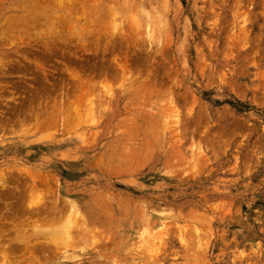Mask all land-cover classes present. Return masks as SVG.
<instances>
[{
  "label": "rangeland",
  "instance_id": "1",
  "mask_svg": "<svg viewBox=\"0 0 264 264\" xmlns=\"http://www.w3.org/2000/svg\"><path fill=\"white\" fill-rule=\"evenodd\" d=\"M58 1L0 0V217L114 223L100 264H264V0Z\"/></svg>",
  "mask_w": 264,
  "mask_h": 264
},
{
  "label": "bare ground",
  "instance_id": "2",
  "mask_svg": "<svg viewBox=\"0 0 264 264\" xmlns=\"http://www.w3.org/2000/svg\"><path fill=\"white\" fill-rule=\"evenodd\" d=\"M47 1V0H46ZM52 1V0H51ZM54 1V0H53ZM58 1V0H57ZM82 1V0H81ZM44 2V1H43ZM48 2H49V0H48ZM59 2V1H58ZM67 2V1H66ZM68 2H70V1H68ZM80 2V1H79ZM89 2V1H88ZM92 2V1H91ZM64 3H65V1H64ZM75 3V2H74ZM86 3V2H85ZM107 3H109V2H107ZM88 4V3H87ZM97 4V3H96ZM65 5V4H64ZM67 5V4H66ZM71 5H73V4H71ZM93 6V5H92ZM23 7V6H22ZM111 7V6H110ZM131 7V6H130ZM65 8V7H64ZM69 8H71V6L69 7ZM88 8V7H87ZM108 8V7H107ZM133 8V7H132ZM17 9V8H16ZM131 9V8H130ZM65 10H67V9H65ZM77 10H79V9H77ZM92 10V9H91ZM77 12V11H76ZM76 12H72V13H70V14H75ZM110 12V11H109ZM108 13V12H107ZM45 14V13H44ZM69 14V15H70ZM82 14V13H81ZM59 15V14H58ZM60 16V15H59ZM72 16V15H71ZM77 16V17H76ZM80 16H82V15H80ZM18 17V16H17ZM48 17H49V15H48ZM56 17V16H55ZM61 17V16H60ZM73 17H76V20L77 19H79L78 18V15H76L75 14V16H73ZM26 18H27V16H26ZM29 18V17H28ZM45 18H46V16H45ZM53 18V17H52ZM61 18H63V17H61ZM61 18H59L60 20H61ZM131 18V17H130ZM7 19V18H6ZM51 19V18H50ZM54 19V18H53ZM55 19H57L58 20V22H60L59 21V19H58V16H57V18H55ZM82 19H84V18H82ZM134 19V18H133ZM27 20V19H26ZM40 20V19H39ZM48 20V19H47ZM65 19H63V21H64ZM81 20V19H80ZM79 20V21H80ZM104 20V19H103ZM132 20V19H131ZM41 21V20H40ZM54 21V20H53ZM78 21V20H77ZM105 21V20H104ZM117 21V20H116ZM136 20H134V22H135ZM25 22H27V21H25ZM62 22V21H61ZM102 22V21H101ZM113 22V21H112ZM134 22H133V24H134ZM138 22V21H137ZM53 24L55 23V22H52ZM51 23V24H52ZM110 23V22H109ZM131 23V22H130ZM27 25H28V22L26 23ZM31 24V23H30ZM44 24V23H43ZM45 24H47V23H45ZM44 24V25H45ZM56 24H60V23H55V25ZM93 24V23H92ZM101 24V23H100ZM138 24V23H137ZM32 25H34V24H32ZM38 25V24H37ZM72 25V24H71ZM101 25H103V24H101ZM116 25V24H115ZM48 26V25H47ZM58 26V25H57ZM57 26H54V27H57ZM64 26V25H63ZM24 27V26H23ZM49 27V26H48ZM53 27V29H51V30H47L48 31V35L49 34H56L57 32H59V31H56V29ZM71 27V26H70ZM136 27V26H135ZM11 28V27H10ZM29 28V27H28ZM38 28V27H37ZM75 28V27H74ZM93 28H94V26H93ZM18 29V28H17ZM25 31H27L26 29V26L23 28ZM78 29H80V28H78ZM86 29V28H85ZM2 31V30H1ZM24 31V32H25ZM37 31V30H36ZM41 31V30H40ZM80 31V30H79ZM88 32L86 33V30H83V32H85V34L86 35H88V33H91V32H94L93 31V29H91V32H89L90 30H87ZM127 31V30H126ZM19 32V31H18ZM81 32V31H80ZM99 32L100 31H98V34H99ZM21 33H23V32H21ZM34 34V33H33ZM64 34V33H63ZM45 35H46V33H45ZM100 35V34H99ZM98 35V36H99ZM120 35V34H119ZM7 36V35H6ZM14 36V35H13ZM36 36V35H35ZM92 37H93V35H91ZM94 36H96V35H94ZM31 37V36H30ZM42 37V36H41ZM117 37V36H116ZM115 37V38H116ZM139 37V36H138ZM34 38V37H33ZM51 38V37H50ZM49 38V39H50ZM53 38V37H52ZM74 38H77L76 36H74ZM120 38V40H122V38L121 37H119ZM125 38V37H124ZM48 39V40H49ZM78 39V38H77ZM129 39V38H128ZM80 40V39H79ZM124 40V39H123ZM66 41H68V40H66ZM88 41V40H87ZM134 43V42H133ZM140 45H141V43H140ZM116 46V45H115ZM51 48V47H50ZM77 51V50H76ZM108 54V53H107ZM77 55V54H76ZM111 55V54H110ZM126 57H127V55H125ZM114 58V57H113ZM121 59L120 60H122V57H120ZM128 58V57H127ZM126 58V59H127ZM79 60V59H78ZM83 60V59H82ZM117 60V59H116ZM80 61V60H79ZM113 61H115V60H113ZM128 61V59L127 60H125V62H127ZM121 62V61H120ZM124 62V61H123ZM110 63V62H109ZM108 63V64H109ZM113 63V62H112ZM79 64H82V63H79ZM111 64V63H110ZM113 64H116V66L115 67H117L118 65V63H116V61L113 63ZM105 65V64H104ZM123 66V65H122ZM125 66H126V64H125ZM129 66V65H128ZM80 67H81V65H80ZM79 67V68H80ZM82 68H84L83 66L81 67V69ZM121 67H119V69H120ZM85 69V68H84ZM117 69H118V67H117ZM116 69V70H117ZM124 69V68H123ZM1 70V69H0ZM83 70V69H82ZM82 70H80L81 72H82ZM126 69H124V71H125ZM6 71V70H5ZM90 71H91V68H90ZM93 71V70H92ZM95 71V70H94ZM106 71V70H105ZM131 71V70H130ZM81 72H78L77 71V73H76V75L75 76H77V77H75V76H73V77H75L76 78V83H77V85H75L74 87L76 88V90H77V88H82L83 86H85V88L84 89H89L90 88V83H88V80L86 79V76H84V77H82L81 76V74H85V73H83L84 72V70H83V72L81 73ZM107 72V71H106ZM105 72V73H106ZM122 72V71H121ZM120 72V73H121ZM126 73H128V75H129V72L128 71H125ZM133 72V71H132ZM138 72V71H137ZM91 73V72H90ZM95 73V72H94ZM139 73H140V71H139ZM148 73V72H147ZM93 74V73H92ZM146 74V73H145ZM86 75V74H85ZM100 75V74H99ZM107 75H108V73H107ZM115 75H117L116 73H115ZM120 75V74H119ZM132 75V74H131ZM90 76V75H89ZM101 76H103V74L101 75ZM108 76H110V75H108ZM121 76V75H120ZM163 76V75H162ZM119 76L117 75V78H118ZM125 77V76H124ZM123 77V78H124ZM131 77H133V76H131ZM156 77V76H155ZM154 77V78H155ZM87 78H88V76H87ZM93 78V77H92ZM92 78H89L90 80H92ZM106 78L107 77H105V79H103V77H102V79L103 80H106ZM120 78V77H119ZM130 78V76L129 77H127V75H126V77L124 78L126 81H127V79H129ZM136 78V77H135ZM134 78V79H135ZM71 79V78H70ZM131 80L130 81H132V80H134V79H132V78H130ZM108 80V79H107ZM111 80V79H110ZM73 81V80H72ZM94 81V82H93ZM92 82L93 83H96L97 84V82H95V80H93ZM109 81V80H108ZM125 81V82H126ZM105 82V81H104ZM128 82V81H127ZM70 83V82H69ZM73 83V82H72ZM87 83V84H86ZM92 83V84H93ZM110 83V82H109ZM124 83V82H123ZM132 83V82H131ZM135 83V82H134ZM150 83V82H149ZM111 84H112V82H111ZM120 84V83H119ZM107 85H108V83H107ZM106 85V86H107ZM148 85H150V84H148ZM95 86V85H94ZM94 86H91V89H92V87H94ZM126 86V85H125ZM33 88V87H32ZM110 88V87H109ZM114 88V87H113ZM90 89V90H91ZM96 89V88H95ZM111 89V88H110ZM90 90H89V92H90ZM101 90V89H100ZM112 90V89H111ZM104 91V90H103ZM138 91V90H137ZM145 91V90H144ZM89 92H87V93H89ZM92 92V91H91ZM90 92V93H91ZM107 92V91H106ZM83 93V92H82ZM94 94V93H93ZM109 95V94H108ZM144 96V95H143ZM18 97V96H17ZM16 97V98H17ZM23 97V96H22ZM170 98H172V97H170ZM169 98V99H170ZM173 100V99H172ZM171 100V101H172ZM147 101V100H146ZM154 101V100H153ZM170 101V102H171ZM172 103V102H171ZM175 103V102H174ZM90 105H91V103H90ZM88 106V105H87ZM168 106H169V104H168ZM87 109V108H86ZM96 109V108H95ZM91 110V109H90ZM150 110V109H149ZM84 113V112H83ZM65 114H66V112H65ZM70 114V113H69ZM68 115V114H67ZM135 115V114H134ZM141 115V114H140ZM42 116V115H41ZM69 117V116H68ZM74 117V116H73ZM80 117V116H79ZM144 118V117H143ZM74 119V118H73ZM128 119V118H127ZM142 119V118H141ZM67 120V119H66ZM69 121V120H68ZM75 121V120H74ZM89 121V120H88ZM100 121V120H99ZM134 123V122H133ZM72 125V124H71ZM78 126H79V124H77ZM26 126V125H25ZM60 126V125H59ZM74 127V126H73ZM75 128V127H74ZM77 129V128H76ZM54 130V129H53ZM55 131V130H54ZM37 132V131H36ZM90 132V131H89ZM93 133V132H92ZM30 134V133H29ZM83 135V134H82ZM91 135V134H90ZM81 137H83V136H81ZM83 144V143H82ZM88 144V143H87ZM80 146H82V145H80ZM146 149V148H145ZM137 158V157H136ZM100 160V159H99ZM132 160V159H131ZM137 160V159H136ZM139 161V160H138ZM138 161H137V163H138ZM141 162V161H140ZM135 164V163H134ZM144 164V163H143ZM127 169V168H126ZM133 169V168H132ZM17 170V169H16ZM26 170V169H25ZM125 170V169H124ZM20 171V170H19ZM3 172H4V170H3ZM5 174H7L6 172H4ZM7 175H4L3 173H1L0 172V187L1 188H4V190L6 189V187H8L9 185H7L8 184V181L7 180H9L7 177H6ZM28 180V179H27ZM30 180L31 179H29V184H30ZM38 180H41V179H38ZM38 180H36V178L35 177H32V180H31V183H32V188L30 189V191H27L29 194H28V196L30 195V196H32L34 193H36V191L37 192H40L39 190H37L36 189V185H37V182H38ZM43 180V179H42ZM19 181V180H18ZM11 182H12V180H11ZM10 182V183H11ZM26 184V183H25ZM29 184L27 185V186H25V187H27L28 189H29ZM12 185V184H11ZM15 186V185H14ZM13 186V187H14ZM10 187V186H9ZM12 187V186H11ZM18 187V189H19V192H21V190L22 189H20V186L19 185H16L15 186V188H17ZM14 188V189H15ZM13 189V188H12ZM27 189V190H28ZM1 190V189H0ZM3 190V189H2ZM24 190V189H23ZM4 192H6V191H4ZM23 192H25V191H23ZM42 192V191H41ZM0 193H1V191H0ZM6 197L8 198V197H10V199H11V197H15V199H12V200H14V201H12V204H14V202L16 203V197H18V199H20L21 200V198L23 197V198H25V196H27L26 195V192H25V196H23L24 195V193H19V196H16V194L18 195V191L16 192V191H14V190H11V189H9V190H7V192H6ZM32 194V195H31ZM40 195H41V193H39ZM28 196L26 197L27 199H26V201L28 200ZM30 196H29V198H30ZM1 197H5L4 195H2ZM33 197V196H32ZM36 197V196H35ZM47 197H48V195H47ZM23 198H22V200H23ZM38 198V197H37ZM44 198V197H43ZM56 198H58V197H56ZM5 199V198H4ZM3 199V200H4ZM31 199V198H30ZM29 199V200H30ZM39 199V198H38ZM75 199V198H74ZM7 200V199H6ZM9 200V199H8ZM19 200V201H20ZM29 200H28V202H29ZM81 200V199H80ZM97 200V199H96ZM104 200H105V198H104ZM107 200V199H106ZM0 201H2V199L0 198ZM24 201V200H23ZM36 201V200H35ZM38 201V200H37ZM98 201V203H99V199L97 200ZM96 201V202H97ZM17 202H18V200H17ZM21 202V201H20ZM39 202H41L42 203V201L40 200ZM38 202V203H39ZM76 202V201H75ZM102 202V201H101ZM107 203H109L108 201H106ZM1 203V202H0ZM9 203V202H8ZM11 203V202H10ZM37 203V204H38ZM2 204H4V202L2 201ZM1 204V205H2ZM5 204H7V203H5ZM17 204V203H16ZM15 204V205H16ZM31 204H34L32 201L28 204V207H29V209H28V213L29 214H32L31 216H33L34 214H36L37 215V218L36 219H31L32 217H27V216H25V217H27V218H25L24 217V219H21L20 220V218H19V220L17 221L16 220V213H14L15 211H12L11 213H10V215H11V219L9 220L7 217H3V218H1L0 217V264H45L46 263V261H47V259L48 258H51V257H56V256H58V255H61V254H64L65 253V251H68V249H70L71 251L72 250H75V248L76 247H78V246H82L81 247V249H80V251H79V253H81V254H83V255H85V254H87L89 251H92V255H91V257H89V260H90V262L92 263V264H100L99 263V261H103V259H107L108 258V252L107 251H111V249L110 248H108L107 247V244L109 243V241H111L112 242V238L111 237H113V236H111L113 233H109L110 235H108L107 233H105L104 235H103V232L106 230V232L108 231V229H109V227H111L112 225H108V224H106L105 222H107V221H102V220H99V219H94V218H92L91 220H83L84 219V216H81L83 219L80 221V223L78 222V217L76 216V218L77 219H75V218H73V216H72V218H71V216H70V219L69 220H65L62 224H63V227H61V225H60V227L61 228H56L55 227V225H56V223H58L59 221H58V219H57V217L55 218L54 216L53 217H51L50 219H46L47 217H46V214L48 213V211H45L46 210V208L44 207H40V209H42V211L40 210V209H38V210H34L33 211V206L31 205ZM102 204H103V202H102ZM42 205V204H41ZM45 206H46V204H44ZM100 205V204H99ZM35 206V205H34ZM38 206V205H37ZM37 206L36 207H34L35 209H37ZM101 206V205H100ZM103 206V205H102ZM3 207V206H2ZM7 207V206H6ZM9 207V206H8ZM10 207H11V205H10ZM104 207V206H103ZM218 207V206H217ZM14 208V207H13ZM24 208V207H23ZM108 208V207H107ZM220 208V207H219ZM2 209H4V207L2 208ZM47 209H49V208H47ZM55 210H53V211H56V209L57 208H54ZM66 209V208H65ZM97 209H98V211H100L101 212V214H102V217L103 216H105L106 214V216L107 217H105V218H109L110 216H112V215H110V213L111 212H106V214L105 213H103L104 212V209L102 208V207H97ZM221 210H223L222 208H220ZM7 210H8V208H7ZM22 210V209H21ZM25 209H23V211H24ZM107 210V209H106ZM109 210V209H108ZM18 210H16V212H17ZM22 211V212H23ZM69 211V210H68ZM85 211V210H84ZM87 211H89V210H87ZM9 212L10 211H8V213H7V216H9L8 214H9ZM50 212H52V210H49V213ZM62 212H63V210H62ZM72 212H74L75 213V211H73L72 209H71V211H70V213H72ZM90 212H92V211H90ZM26 213V212H25ZM24 213V214H25ZM84 213H86V212H84ZM88 213V212H87ZM44 214V215H43ZM69 214V213H68ZM75 214H77V213H75ZM80 214V213H79ZM101 214H100V216H101ZM23 215V214H22ZM56 215V214H55ZM71 215V214H70ZM195 216H196V214H194ZM198 215V214H197ZM17 216H19V215H17ZM60 216V215H59ZM74 216V217H75ZM78 216H80V215H78ZM86 216H88V215H86ZM85 216V217H86ZM20 217V216H19ZM67 217V216H66ZM69 217V216H68ZM80 217V218H81ZM89 218H91V216H88ZM189 217H190V215H189ZM192 217V216H191ZM10 218V217H9ZM28 218H30L31 220L30 221H28L27 219ZM144 218H145V216H144ZM203 217H201V218H199V219H202ZM75 219V220H74ZM116 219V218H115ZM142 219V218H141ZM191 219V218H190ZM194 219V218H193ZM17 222H16V221ZM80 220V219H79ZM116 220H118V219H116ZM115 220V222H117ZM128 221H129V219H127ZM197 220H198V218H197ZM203 220V219H202ZM201 220V221H202ZM113 221V220H112ZM122 221H124V219L122 220ZM121 221V222H122ZM128 221H126V222H128ZM186 221V220H185ZM190 221V220H189ZM195 221V220H194ZM200 221V222H201ZM119 222V221H118ZM145 222H146V220H145ZM107 223H109V221L107 222ZM122 223H124V222H122ZM144 223V222H143ZM60 224V223H59ZM116 224V223H115ZM128 224H129V222H128ZM196 224V223H195ZM198 224V223H197ZM5 225H9L10 226V229H8V230H3L2 229V227L3 226H5ZM58 225V224H57ZM59 226V225H58ZM121 226H125V225H122L121 224ZM127 226V225H126ZM169 226V225H168ZM183 226V225H182ZM203 226V225H202ZM114 227V226H113ZM163 227V226H162ZM175 227V226H174ZM71 228V229H70ZM112 228V227H111ZM128 228V227H127ZM185 228V227H184ZM183 228V229H184ZM187 228V227H186ZM5 229V228H4ZM183 229H182V231H183ZM130 230V229H129ZM184 230H186V229H184ZM188 230V229H187ZM113 231V230H112ZM191 232H193V231H191ZM201 232V231H200ZM146 233H148V232H146ZM178 233H179V231H178ZM184 233V232H183ZM196 233V232H195ZM154 234V233H153ZM191 235V234H190ZM194 235V234H193ZM111 236V237H110ZM142 236V235H141ZM140 236V237H141ZM146 236V235H145ZM148 236V235H147ZM195 236V235H194ZM119 237V236H118ZM139 237V236H138ZM150 237H152L151 235H150ZM184 237H185V235H184ZM183 238V237H182ZM141 240H143V241H145L144 239H142V237L140 238ZM139 239V240H140ZM145 239H148L147 237L145 238ZM150 239V238H149ZM200 239V238H199ZM186 240V239H185ZM116 241V244H118V243H120V242H118L117 243V241H118V239L117 240H115ZM138 241V240H137ZM142 241V242H143ZM148 242H149V240H147ZM182 241V240H181ZM139 242V241H138ZM141 242V243H142ZM147 242V243H148ZM200 242V241H199ZM113 243V242H112ZM146 243V242H145ZM115 244V245H116ZM131 245H133V244H131ZM141 245V244H140ZM143 245V244H142ZM145 245V244H144ZM161 245V244H160ZM142 247H140V249H141ZM99 249H101L100 251H97V250H99ZM116 249H117V245H116ZM152 249V248H151ZM18 250H20V253H21V255H20V253H17V251ZM21 250H23L22 252H21ZM139 250V249H138ZM78 251V250H77ZM114 251H115V249H114ZM150 251H152V250H150ZM150 251H148V253L150 252ZM15 252L17 253V255L15 254ZM110 253V252H109ZM147 253V252H146ZM82 255V256H83ZM102 255H103V257H102ZM104 255H106L105 257H104ZM112 255V254H111ZM111 255H109L110 257H112ZM89 256V255H88ZM113 258V257H112ZM112 258H109V260L110 259H112ZM98 259V260H97ZM43 260H46L45 261V263H44V261Z\"/></svg>",
  "mask_w": 264,
  "mask_h": 264
}]
</instances>
